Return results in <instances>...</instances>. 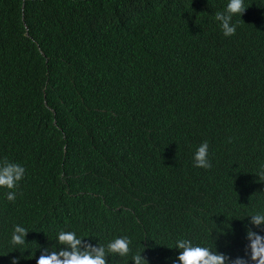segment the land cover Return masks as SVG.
I'll use <instances>...</instances> for the list:
<instances>
[{"label":"trees","instance_id":"1","mask_svg":"<svg viewBox=\"0 0 264 264\" xmlns=\"http://www.w3.org/2000/svg\"><path fill=\"white\" fill-rule=\"evenodd\" d=\"M135 1L25 0L23 11V0H0V159L26 169L15 202L0 192V264L13 257L33 264L42 249L56 250L60 229L93 244L127 234L133 251L145 247L149 264H171L176 250L169 248L180 236L214 243L232 259L240 255L245 229L231 233V225L264 205V188L254 175L264 163V95H241L261 80L254 75L264 63V18L245 26L237 19L235 34L228 36L252 37L259 51L219 59L201 71L188 57L199 46L214 45L202 59L228 50L217 44L215 14L175 19L170 8L186 18L199 0H160L147 16L142 11L149 0ZM176 29L204 39H179ZM45 100L57 107L63 132L54 125L56 117L43 112ZM142 107L165 114L146 147ZM166 109L205 130L220 153H238L228 168L240 174L245 198L197 196L188 178L171 169L169 148L181 129ZM223 114L244 115L248 123L230 120L216 127ZM180 149L175 146L176 155ZM164 199L183 206L165 208L159 204ZM74 205L81 220L62 221ZM18 223L29 230L20 252L8 244Z\"/></svg>","mask_w":264,"mask_h":264},{"label":"clouds","instance_id":"2","mask_svg":"<svg viewBox=\"0 0 264 264\" xmlns=\"http://www.w3.org/2000/svg\"><path fill=\"white\" fill-rule=\"evenodd\" d=\"M24 2L25 0H23V11ZM128 2L137 4L135 0H109V3H119L121 6H125ZM159 2L160 0H149L145 9H143L142 4L137 5V7L143 9L142 14L149 16L151 9ZM194 6L196 7L193 13L187 15L186 18H184L182 11L177 10L176 7L169 9L170 15L175 19L181 17L183 21H186L193 15L211 13L212 11L216 21L211 26H213L215 36L219 38L217 44L222 49L228 47L225 52H219L209 59H202L201 54L202 56L208 55L214 45L207 42L205 46H199L198 51L188 56L192 60L194 69L208 71L214 67L219 59L247 56L261 49L259 41L252 37L243 40L228 36L235 34L237 19L244 26L252 23L262 24L263 22L260 20L264 18V0H221V2L219 0H199ZM175 36L179 39L187 38V40L204 39L200 35L184 34L179 29L175 30ZM160 41L161 44H165L167 39H160ZM240 62V59L237 58L236 64L239 65ZM236 71L239 69H232L233 73ZM262 77H264V63L254 75V78L261 79L260 83L248 87L241 95H264ZM140 110L142 111L139 113V123H147L144 135L141 137V144L146 147L152 141L153 127L158 125L155 123L163 120L165 114L162 111H156L153 107H142ZM166 110L173 118L174 125L181 129V134L177 133L172 136L173 144L169 148V154L174 160L171 169L176 174L185 175L188 178L189 187L197 196L207 198L219 196L223 202L237 198V196L245 198L243 190H241L240 174L228 168L229 162L232 159H237L238 153L235 151L227 154L220 153L219 148L214 146L213 137L205 135V130L193 127L190 120L176 110ZM43 112L49 113L51 118L54 115L56 117L54 125L62 131L56 120L58 118L57 107L50 106L45 100ZM230 120H237L245 125L248 123L244 115L228 118L223 114L221 122L216 127H221ZM136 124L137 122L135 123L137 130ZM50 127L54 129L52 123ZM141 129V126L138 125V131H142ZM250 135V133L247 134L246 143ZM180 137H184L182 142ZM153 144L155 147L158 146ZM176 145L181 147L178 155L175 152ZM201 175H205V177H201ZM254 175L258 177V184L264 188V163L258 166ZM25 177L26 169L21 163L11 162L7 158L0 159V192H4V197L8 202H15L17 197L15 189L23 185ZM159 204L165 208L183 206L180 200L164 199ZM80 220L81 213L76 205L67 209L65 216L62 215V221L66 223H78ZM244 229L243 249H241L240 255L234 259L217 251L214 243L208 246L180 236L175 239L174 246L169 248L176 250L175 259L172 260L171 264H264V205H261V208L256 212L237 218L231 225V233H239ZM28 233L29 230L24 225L14 224L8 241L9 246L16 249L14 251H19L18 249L26 244ZM55 242L56 246L53 249L56 250L42 249L41 254L33 264H115L116 261L125 258L129 260V264H149L144 255L145 247L141 244L140 251H133L132 238L127 234L115 235L111 239H107L105 243H100L98 240L97 243L93 244L74 230L60 229L56 232ZM19 259V257H13L10 264H19Z\"/></svg>","mask_w":264,"mask_h":264},{"label":"bare ground","instance_id":"3","mask_svg":"<svg viewBox=\"0 0 264 264\" xmlns=\"http://www.w3.org/2000/svg\"><path fill=\"white\" fill-rule=\"evenodd\" d=\"M90 9L92 10V11H96V9L94 8V7H92V6H90ZM254 102V101H253Z\"/></svg>","mask_w":264,"mask_h":264}]
</instances>
